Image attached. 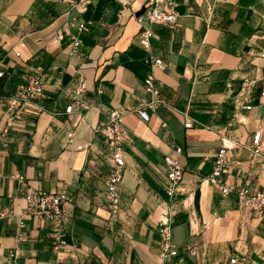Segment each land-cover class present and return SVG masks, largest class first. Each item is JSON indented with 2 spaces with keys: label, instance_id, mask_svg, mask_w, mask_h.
Wrapping results in <instances>:
<instances>
[{
  "label": "crops",
  "instance_id": "crops-1",
  "mask_svg": "<svg viewBox=\"0 0 264 264\" xmlns=\"http://www.w3.org/2000/svg\"><path fill=\"white\" fill-rule=\"evenodd\" d=\"M148 1L0 0V131L19 86L34 75L44 82L0 139V264L16 251L19 264H231L243 256L262 264L264 216L235 192L224 197L209 177L225 145L224 182L264 194V154L253 153L254 135L264 141V0H175L173 27L138 21ZM144 26L155 34L148 48ZM147 76L161 100L147 109L149 122L137 113L152 100ZM112 111L127 134L120 213L109 228L102 128ZM166 157L184 168L173 199L164 188ZM64 186L68 246L55 253L53 224L29 215L25 197ZM167 210L178 255L163 259L158 222Z\"/></svg>",
  "mask_w": 264,
  "mask_h": 264
},
{
  "label": "built area",
  "instance_id": "built-area-1",
  "mask_svg": "<svg viewBox=\"0 0 264 264\" xmlns=\"http://www.w3.org/2000/svg\"><path fill=\"white\" fill-rule=\"evenodd\" d=\"M90 0H79L78 5H86ZM177 3L175 0H149L147 8L143 15L139 17L138 21L143 23L146 21L148 25H160L166 27H173L178 20V13L176 11ZM87 26L81 24L79 31H85ZM154 32L149 26H144L140 34V43L143 47L148 48L150 46V40L154 37ZM81 41L78 38H74V44L71 54L76 56L79 54ZM264 59V54L262 55ZM157 67L163 68L162 60H155ZM4 73L0 71V79L3 78ZM262 87L260 89V107L262 110V121L264 122V75L262 77ZM145 85L147 92L152 96V100L137 110L140 118L146 122H149V113L147 109H157L161 104L159 99L160 91L154 83L152 76H147L145 79ZM44 92V82L41 76H30L27 81L20 85L15 96L9 103V119L6 127L0 131V139L6 136L10 128L14 125L15 121L21 116L25 110L26 105L37 97L42 96ZM83 87L77 91V95H81ZM77 104H81L79 100H76ZM252 106H247L246 110H252ZM73 105L67 107L66 113H71ZM187 128L192 127V123L188 121L186 123ZM105 131L106 141L109 147L110 156V174L107 179V209L109 213L108 227L113 228L118 220L120 213V192L119 187L123 180L126 161L124 156V139L127 134V128L122 123V115L118 111H112L109 115V121L103 126ZM254 142V155L256 157H263L264 154V141L262 139L261 132H257L253 138ZM227 152L228 147L223 146L222 149L216 155L214 170L209 180L215 183L221 194L226 197L229 194L235 192L247 208L252 210L259 216H264V194L251 193L247 187L235 189L234 187L227 185L223 177L227 173ZM182 149H177V155H181ZM165 164L167 167V180L164 184L165 192L170 199L176 196L177 189L184 178V168L182 164L173 157H166ZM249 184V183H248ZM247 184V185H248ZM70 196L68 189L64 186L59 192L51 193H28L25 197L27 205V212L32 217L45 219L53 224L52 237L55 240L54 252L59 253L68 246L66 235L63 229L65 215L64 206L69 202ZM5 215L1 214L0 218ZM159 234H160V248L163 259L169 256H177L178 251L172 243L173 239V227L172 219L169 210L163 213L158 222ZM21 235H19L20 240ZM188 252L195 255L196 247H189ZM19 253L18 251L10 255V264L18 263ZM246 257L241 259L235 258L231 260V264H246ZM261 262L264 264V248L261 252ZM56 264H62V261L58 260Z\"/></svg>",
  "mask_w": 264,
  "mask_h": 264
}]
</instances>
